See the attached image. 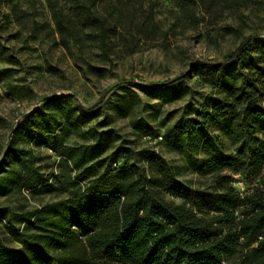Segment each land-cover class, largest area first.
<instances>
[{
  "label": "trees",
  "instance_id": "16d2710c",
  "mask_svg": "<svg viewBox=\"0 0 264 264\" xmlns=\"http://www.w3.org/2000/svg\"><path fill=\"white\" fill-rule=\"evenodd\" d=\"M66 1L81 28L89 31L90 39L107 58L109 33L116 21L97 13L99 0ZM109 14L116 20L135 18V14L126 16L122 0L110 5ZM61 17L62 11L54 12L58 28L71 34ZM67 20L72 23V18ZM144 25L152 33L158 30L149 13L138 17L136 26L142 29ZM251 49L246 40L226 54L224 62L207 65L201 76L217 90L219 98L211 100L204 113L181 119L162 134L170 148H177L209 126H219L223 136L239 143L233 154L218 153L210 141L203 142L207 151L200 159L185 154L188 166L197 174L215 179L211 191L179 182L176 177L181 169L144 150L130 158L145 157L148 173L135 162L98 172L102 164L97 160L98 149L64 141L69 126L88 123L90 112L72 109L60 98L48 100L66 111L65 121L57 124L61 135L48 139L73 172L61 184L68 194L33 210H22L13 219L0 210L10 237L21 245L18 250L0 248V264H264V45L254 54ZM133 51L131 48L128 53ZM4 58L0 46V60ZM236 61H245L246 73L235 72ZM226 64H231L229 70H225ZM10 76V69H0L1 79ZM29 91L9 83L7 94L21 100ZM185 93L182 88L180 94ZM133 104L132 97L122 95L110 109L127 115ZM130 124L145 135L153 134L141 119H131ZM88 134L94 137L92 132H81L85 139ZM24 137L36 142L43 139L31 129L29 119L16 124L8 146L16 163L0 172V196L15 190L34 193L47 185L35 154L15 147L16 138ZM96 141L100 145L103 139L96 137ZM215 141L219 143L217 136ZM190 149L197 151L198 146L190 145ZM239 170L257 179L250 190L237 192L230 185L228 173ZM165 194L181 203L166 200Z\"/></svg>",
  "mask_w": 264,
  "mask_h": 264
},
{
  "label": "rangeland",
  "instance_id": "374dc122",
  "mask_svg": "<svg viewBox=\"0 0 264 264\" xmlns=\"http://www.w3.org/2000/svg\"><path fill=\"white\" fill-rule=\"evenodd\" d=\"M115 1L99 0L95 5L98 14L116 21L109 33L106 58L97 42L90 39L89 31L81 28L68 1L0 0V46L5 53L0 69L11 70L7 80L0 78V172L15 165V153H8L13 129L29 119L31 129L43 139L36 142L27 137L16 138L15 147L35 154L36 165L47 180L38 192L15 190L0 196V210L6 212L8 219L68 194L61 184L73 172L48 139L61 135L57 124L65 121L66 111L48 102L52 98H60L72 109L90 112L88 123L69 126L64 141L98 149L97 160L102 162L98 172L135 162L148 173L145 157L130 158L132 153L144 150L181 169L176 177L179 182L211 191L215 179L197 174L188 166L185 154L203 157L207 151L204 141H210L218 153L233 154L239 148V143L221 134L219 126H209L200 136L177 148H170L162 134L175 122L204 113L209 102L219 98L217 90L201 76L207 65L224 62L225 55L246 40L252 45V54L264 45V0H122L126 16L135 14L132 21L116 20L115 16L112 19L110 5ZM55 11H62L61 18L72 29L71 34L58 28ZM146 13L158 25L153 33L146 25L142 29L136 26L138 17ZM68 18H72V23ZM131 48L134 51L128 53ZM245 64L234 62L235 72L246 73ZM230 67L226 64L225 70ZM9 83L30 91L21 100H14L7 94ZM182 88L186 90L183 95ZM122 95L132 97L134 102L127 115L110 109V104ZM134 118L143 120L153 134L133 129L130 120ZM81 132H92L94 137L88 134L85 139ZM96 137L103 139L100 145ZM190 145H197V151ZM228 174L230 185L237 192L250 190L257 183L242 170ZM164 198L181 203L166 194ZM0 244L4 250L21 249L20 242L10 237L3 219Z\"/></svg>",
  "mask_w": 264,
  "mask_h": 264
}]
</instances>
